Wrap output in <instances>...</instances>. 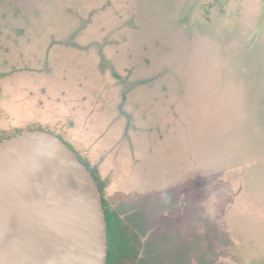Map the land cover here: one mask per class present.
<instances>
[{
	"label": "rangeland",
	"instance_id": "1",
	"mask_svg": "<svg viewBox=\"0 0 264 264\" xmlns=\"http://www.w3.org/2000/svg\"><path fill=\"white\" fill-rule=\"evenodd\" d=\"M36 127L105 180L108 264H264V0H0V138Z\"/></svg>",
	"mask_w": 264,
	"mask_h": 264
},
{
	"label": "water",
	"instance_id": "2",
	"mask_svg": "<svg viewBox=\"0 0 264 264\" xmlns=\"http://www.w3.org/2000/svg\"><path fill=\"white\" fill-rule=\"evenodd\" d=\"M107 221L94 177L55 133L0 140V264H107Z\"/></svg>",
	"mask_w": 264,
	"mask_h": 264
},
{
	"label": "trees",
	"instance_id": "3",
	"mask_svg": "<svg viewBox=\"0 0 264 264\" xmlns=\"http://www.w3.org/2000/svg\"><path fill=\"white\" fill-rule=\"evenodd\" d=\"M36 128H39V127H36ZM30 129H33V128H30ZM41 129V128H40ZM26 130V129H25ZM21 131H23V130H20V131H18L17 133H20ZM55 133V132H54ZM16 134V133H15ZM56 135H58V133H55ZM7 137H9V136H7ZM5 138V137H4ZM1 139H3V138H0V140ZM65 142V141H64ZM80 158V157H79ZM81 160V159H80ZM82 161V160H81ZM83 162V161H82ZM84 163V162H83ZM85 164V163H84ZM86 165V164H85ZM87 166V165H86ZM87 168H88V166H87ZM90 171H91V173H92V175H93V177H94V180H95V183H96V185L98 186V189L100 190V193H101V196H102V204H103V208H104V210H105V217H106V221H107V239H108V257H107V264H108V259H109V244H110V235H109V231H110V219H111V213H110V210H109V208H108V206H107V203H106V200H105V198H104V195H103V192H105V190L103 189V186H104V184H106V182H105V180H102V181H98V178H97V176L95 175V173H94V171L92 170V169H90V168H88ZM104 182V183H103ZM108 183V182H107Z\"/></svg>",
	"mask_w": 264,
	"mask_h": 264
}]
</instances>
